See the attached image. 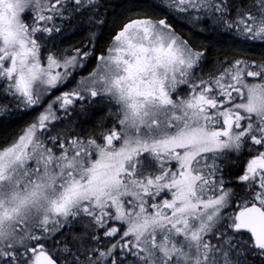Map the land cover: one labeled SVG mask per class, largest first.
Listing matches in <instances>:
<instances>
[{
    "label": "snow or ice",
    "instance_id": "6c2138e0",
    "mask_svg": "<svg viewBox=\"0 0 264 264\" xmlns=\"http://www.w3.org/2000/svg\"><path fill=\"white\" fill-rule=\"evenodd\" d=\"M0 264H264V0H0Z\"/></svg>",
    "mask_w": 264,
    "mask_h": 264
}]
</instances>
